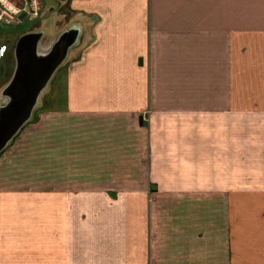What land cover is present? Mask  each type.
<instances>
[{"label":"crops","instance_id":"obj_1","mask_svg":"<svg viewBox=\"0 0 264 264\" xmlns=\"http://www.w3.org/2000/svg\"><path fill=\"white\" fill-rule=\"evenodd\" d=\"M56 96L0 153V264H264V0H67Z\"/></svg>","mask_w":264,"mask_h":264},{"label":"water","instance_id":"obj_2","mask_svg":"<svg viewBox=\"0 0 264 264\" xmlns=\"http://www.w3.org/2000/svg\"><path fill=\"white\" fill-rule=\"evenodd\" d=\"M79 34L78 26L72 25L45 51H39L42 31H27L17 38L14 72L0 92L5 98L0 104V153L31 119L42 91L78 42Z\"/></svg>","mask_w":264,"mask_h":264},{"label":"rangeland","instance_id":"obj_3","mask_svg":"<svg viewBox=\"0 0 264 264\" xmlns=\"http://www.w3.org/2000/svg\"><path fill=\"white\" fill-rule=\"evenodd\" d=\"M41 2L44 13H40L38 17H13L12 22L10 23L0 20V35L2 39L8 44L6 57L0 60V92L2 88L9 82L14 72V46L17 38L27 31H42L43 35L39 43V51H45L57 38L58 34L62 31L64 23H66V21H68L69 17L71 16V13L68 12L67 0H41ZM66 59L58 67L46 88L42 91L35 108L38 107V104H40L42 99L56 96V82L58 80L61 81L63 78L62 75L64 73V64ZM4 100L5 98L0 95V104L4 102Z\"/></svg>","mask_w":264,"mask_h":264},{"label":"built area","instance_id":"obj_4","mask_svg":"<svg viewBox=\"0 0 264 264\" xmlns=\"http://www.w3.org/2000/svg\"><path fill=\"white\" fill-rule=\"evenodd\" d=\"M40 13H44L41 0H0V20L7 23L12 22L13 17L20 18L23 15L35 18ZM7 51L8 44L0 35V60L5 57Z\"/></svg>","mask_w":264,"mask_h":264},{"label":"trees","instance_id":"obj_5","mask_svg":"<svg viewBox=\"0 0 264 264\" xmlns=\"http://www.w3.org/2000/svg\"><path fill=\"white\" fill-rule=\"evenodd\" d=\"M6 54H7V53H6ZM5 57H6V55H5ZM5 57H4V58H5ZM1 60H2V59H1Z\"/></svg>","mask_w":264,"mask_h":264}]
</instances>
